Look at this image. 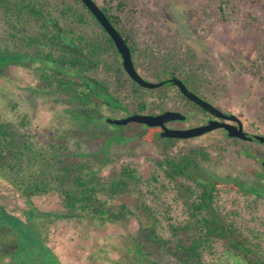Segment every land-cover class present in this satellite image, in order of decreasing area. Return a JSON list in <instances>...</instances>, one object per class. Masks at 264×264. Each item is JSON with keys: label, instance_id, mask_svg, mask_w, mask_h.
<instances>
[{"label": "rangeland", "instance_id": "rangeland-1", "mask_svg": "<svg viewBox=\"0 0 264 264\" xmlns=\"http://www.w3.org/2000/svg\"><path fill=\"white\" fill-rule=\"evenodd\" d=\"M96 1L100 6H114L120 25L143 49L142 58L147 63L139 61L137 69L145 78L158 81L153 72L157 65L193 71L201 97L240 116L247 130L264 134V0ZM5 20L0 10V46H13ZM85 29L90 35L101 31L93 23L85 25ZM168 91L169 109L186 112L191 108L187 112L189 120L174 125L187 128L204 120L198 107L176 97V89ZM67 98L57 89L48 90L37 69L20 63L12 64L8 73L0 77L1 120L32 135L42 146L54 141L64 144L70 152H102L97 160L102 176L118 177L120 167L130 165L145 180L156 172L160 181L144 185L148 192L144 203L137 200L133 188L113 199L110 204L126 203L134 211L125 221L116 223L69 213L57 192L32 197L20 192L26 209L29 200L40 211L43 235L51 237L66 264H178L168 252V244L158 247L146 237L147 230L155 228L162 239L172 240L169 224H181L188 218L175 182L156 165L155 159L166 154L164 147L140 137L106 144L108 134L102 126L86 125L87 112H74ZM100 110L109 113L105 107ZM111 127L118 129L114 124ZM126 134L131 132L127 130ZM182 144L208 148L210 159L202 164L206 175L217 176L224 183L217 193L219 204L247 232L254 231L264 240V197L247 194L227 178H238L247 185L264 183L257 174L263 172L262 163L242 152L244 145L264 155V144L230 139L219 130ZM173 149L178 151V147ZM15 186L0 174L1 190L12 191ZM236 258L223 244L215 243L202 264H236Z\"/></svg>", "mask_w": 264, "mask_h": 264}, {"label": "trees", "instance_id": "trees-1", "mask_svg": "<svg viewBox=\"0 0 264 264\" xmlns=\"http://www.w3.org/2000/svg\"><path fill=\"white\" fill-rule=\"evenodd\" d=\"M101 7L129 44L136 67L141 60L147 63L142 58L143 49L132 42V36L120 25L121 18L114 6ZM0 10L14 43L0 46V77L14 63L37 69L48 90L57 89L66 94L74 112H87L86 125L102 126L108 134L106 144L140 137L164 147L166 154L155 159L156 165L175 182L188 218L181 224H169L172 240L162 239L155 228L147 230L150 243L158 247L168 244V252L178 264H202L204 255L213 250L215 243L223 244L236 255V264H264L263 237L254 231L247 232L217 200L224 183L217 176L206 175L202 162L210 159L207 147L183 145L187 139L163 137L159 127L132 122L116 125L118 129L114 130L113 124L107 122L108 117L168 110V88L176 89V97L198 106L175 83L168 81L170 76H178L199 93L195 87L196 73L178 70L176 65H157L154 76L158 81L166 80L165 84L157 88L140 85L129 76L114 40L82 0H0ZM89 23L101 31L90 35L85 29ZM101 107L109 113H102ZM127 130L131 135L126 134ZM176 147L178 151L173 149ZM242 152L258 162L264 160L262 152L244 145ZM101 153L70 152L64 144L54 141L42 146L32 135L21 133L13 123L0 119L1 175L28 197L59 193L69 213L88 214L115 223L125 221L134 211L126 203L115 205L111 201L133 188L137 200L144 203L148 193L144 185L147 181L158 183L160 174L154 172L145 180L136 168L122 165L118 177L102 176L97 162ZM257 174L264 180V167ZM227 178L247 194L264 197V183L247 185L238 178Z\"/></svg>", "mask_w": 264, "mask_h": 264}, {"label": "flooded vegetation", "instance_id": "flooded-vegetation-1", "mask_svg": "<svg viewBox=\"0 0 264 264\" xmlns=\"http://www.w3.org/2000/svg\"><path fill=\"white\" fill-rule=\"evenodd\" d=\"M171 77L173 76H170L169 78ZM196 107H198L202 111V117L204 118V120L198 125L205 124L209 120L219 119L221 121H225L239 127V123L237 121L215 116L200 107L199 105ZM220 109L226 114H235L229 109ZM180 112L185 114L187 118L185 120H174L169 122L168 125L170 127L184 128L173 124L174 122L189 120V115L187 111ZM243 124L244 130L249 135L260 134L247 130L244 121ZM216 130H219L222 134H224V136L230 139H234L241 142L250 141L247 139L243 140L237 137H231L228 135V131L224 128H219ZM262 161L260 162L262 163ZM1 189L2 188H0V264H66L62 260L61 256L57 253L56 248H54V246L52 245L53 242L50 240L51 237L43 235L40 211L38 210V208H36L34 204L28 200V208L26 209L24 198L20 196V192L23 195L24 191L18 186L13 187L12 191H5Z\"/></svg>", "mask_w": 264, "mask_h": 264}, {"label": "water", "instance_id": "water-1", "mask_svg": "<svg viewBox=\"0 0 264 264\" xmlns=\"http://www.w3.org/2000/svg\"><path fill=\"white\" fill-rule=\"evenodd\" d=\"M84 4L90 9V11L95 15L101 26L108 32L110 37L114 40L115 45L122 57L123 65L129 76L138 82L140 85L147 88H157L165 84L166 80L152 81L145 78L137 69L135 61L133 59L132 51L129 44L126 42L122 33L118 28L111 22L108 15L104 12L102 7L98 4L96 0H82ZM168 81L175 83L182 93L191 99L194 103L198 104L200 107L206 111L212 113L215 116L227 118L230 120L237 121L239 127L231 123L221 121L219 119L209 120L205 124L192 126L188 128H174L168 125L169 122L174 120H185L187 116L178 110H165L159 113H131L129 115L119 117V118H107L108 123L115 125H127L129 123H141L146 124L150 127H159L161 129L160 135L163 137H173L180 139H189L202 136L210 131L224 128L228 131V135L231 137H237L240 139L253 140L257 139L264 143V135L256 134L249 135L244 130L243 121L236 114H226L220 108L209 102L208 100L201 97L196 92L192 91L186 83L177 76H173L168 79ZM264 167V161H262Z\"/></svg>", "mask_w": 264, "mask_h": 264}]
</instances>
